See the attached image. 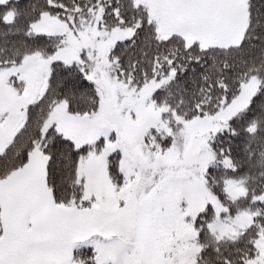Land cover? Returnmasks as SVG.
<instances>
[{
  "label": "snow or ice",
  "instance_id": "obj_1",
  "mask_svg": "<svg viewBox=\"0 0 264 264\" xmlns=\"http://www.w3.org/2000/svg\"><path fill=\"white\" fill-rule=\"evenodd\" d=\"M0 264H264V0H0Z\"/></svg>",
  "mask_w": 264,
  "mask_h": 264
}]
</instances>
